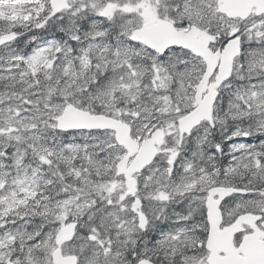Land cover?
<instances>
[{"label":"snow or ice","instance_id":"1","mask_svg":"<svg viewBox=\"0 0 264 264\" xmlns=\"http://www.w3.org/2000/svg\"><path fill=\"white\" fill-rule=\"evenodd\" d=\"M0 264H264V0H0Z\"/></svg>","mask_w":264,"mask_h":264}]
</instances>
